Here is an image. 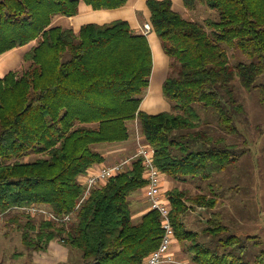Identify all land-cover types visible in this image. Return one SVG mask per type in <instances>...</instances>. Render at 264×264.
<instances>
[{"label": "trees", "instance_id": "1", "mask_svg": "<svg viewBox=\"0 0 264 264\" xmlns=\"http://www.w3.org/2000/svg\"><path fill=\"white\" fill-rule=\"evenodd\" d=\"M128 1L0 0V56L36 42L24 55L28 65L0 74V211L22 230L31 252L57 240L82 251L84 264H144L164 233L158 209L133 217L131 196L147 186L146 168L142 158L134 159L81 201L86 186L80 177L106 160L98 145L130 139L129 125L138 121L164 174L211 179L238 156L226 134L206 127L204 111L215 112L228 134L239 133L236 116L245 107L236 77L248 90L258 86L264 102V81L256 83L264 78V0H183L189 11L204 4L219 12L218 20H205L207 27L180 14L173 0H148L150 21L171 59L163 91L172 107L157 113L141 109L154 68L147 34L125 19L88 22L79 30L54 23L58 15H77L83 2L101 10ZM229 48L251 63L233 65ZM169 199L176 237L189 242L196 264H250L227 250L242 239L230 234L221 212L204 230L210 243L186 226L192 207L218 206L215 192L195 195L176 187ZM32 204L71 219L14 209ZM256 261L264 264V251Z\"/></svg>", "mask_w": 264, "mask_h": 264}, {"label": "rangeland", "instance_id": "2", "mask_svg": "<svg viewBox=\"0 0 264 264\" xmlns=\"http://www.w3.org/2000/svg\"><path fill=\"white\" fill-rule=\"evenodd\" d=\"M185 16L206 25L207 18L218 20L219 12L207 5L200 4L196 10H188ZM62 18L64 19L58 25L68 27L67 17ZM25 49V47L17 49L19 50L17 53L22 52L18 62L15 60L13 64L0 65V74H7L10 70L19 71L28 65L24 61ZM228 51L231 63L235 66L241 62L251 63L252 61L244 53L236 51L235 48H229ZM239 79L236 77L234 80L235 92L239 101L243 103L245 111L236 116V123L239 127L238 134L230 135L224 131L219 125V117L215 112L204 111L203 113L210 120L206 127L212 134L227 135L228 143L234 145L233 151L238 156V162L224 171L214 174L211 179L188 177L179 184L191 194L207 193L211 195L214 192L217 194L219 204L213 209V212H221L231 228L230 234L238 235L242 239L239 242H232L227 250L238 262L257 264L256 257L264 251V102L261 100L258 86L248 90ZM263 81L264 78L260 77L256 83L258 85ZM129 126L135 145L132 149L133 153L138 148L137 135L141 134L142 136L143 134L138 121L131 122ZM105 145L104 142L98 146L105 147ZM25 160H30V157H25ZM145 200L148 199L145 198ZM189 212V217L185 216V218L186 223L188 222L190 226L200 225L203 218L211 214V210L201 209L198 206L192 207ZM23 220L26 222L27 218ZM23 238L22 230L12 227V224L5 219L0 221V264H55L56 259L49 253L53 251L51 247H48L46 251L31 252L25 248ZM200 239L203 241L207 238ZM221 249L225 253H229L223 247ZM69 252L67 263L84 264L85 258L82 251L69 248Z\"/></svg>", "mask_w": 264, "mask_h": 264}, {"label": "crops", "instance_id": "3", "mask_svg": "<svg viewBox=\"0 0 264 264\" xmlns=\"http://www.w3.org/2000/svg\"><path fill=\"white\" fill-rule=\"evenodd\" d=\"M173 7L184 15L188 12L185 3L183 0H173ZM64 16L58 15L54 18V23L59 24V22L64 19ZM69 21V26H73L76 30H79L80 27L88 22H98V23H106L111 22L113 20L125 19L128 20L132 26L138 32H143V25L145 22L151 20V11L148 6V0H129L125 6L116 8V9H101L95 10L90 5L85 4L84 2L80 6V12L75 16H66ZM154 55V68L153 74L151 77V84L149 89L147 90V94L143 99L141 104V109L143 111H147L149 113H157L165 110H171V103L165 98L163 91V84L170 73L171 68V59L165 52L161 39L156 33L155 29L147 34ZM34 43H31L25 47V51L23 55L33 46ZM21 47L15 48L11 51L6 52L5 54L0 56V65L13 64L15 60L19 61V57L22 52L17 53V49ZM15 54L19 56H14ZM12 66V65H11ZM10 68V67H9ZM3 75V74H2ZM151 96L150 102H147V99ZM157 97V98H156ZM153 101V102H152ZM157 101V102H156ZM134 142L132 136L130 139L118 142V143H109L106 144L105 147L101 146L100 149L103 152L106 160L102 164H95L93 168H98L102 165H112L125 160L130 159L136 152L132 153V149L134 148ZM136 150V149H135ZM117 154V155H115ZM132 164V161L129 162L128 167ZM81 180L84 181L85 175H82ZM163 192L164 196L167 198V201L170 203V199L168 198L171 190L176 187L180 189L184 188L179 184L181 181L185 180H177L174 177H171L167 174L163 173ZM146 198L145 190L141 189L135 194L131 196L132 200V209H133V217L134 220H140L141 217L151 209L150 202ZM199 207V206H198ZM201 209H207L204 206H200ZM209 210V209H207ZM218 212V211H216ZM215 212V213H216ZM189 211L186 216L189 217ZM214 215L213 210H211V214H209L206 218H203V221L198 226H190L189 223H185L187 228L200 232L198 238H207L203 241L211 242V238H213L210 234L205 233L206 227L209 226V220ZM225 221V218L223 219ZM226 223V221H225ZM228 224V223H226ZM230 228V227H229ZM231 229V228H230ZM231 232V230H230ZM52 248L53 251L51 253L56 259L55 264H59L61 262H67L69 259V248L60 243L57 240H54L50 243L49 248ZM189 242H181L178 238H176L172 251L175 253L178 259L186 260L189 262L194 261L193 253L189 250ZM36 261V260H35Z\"/></svg>", "mask_w": 264, "mask_h": 264}, {"label": "built area", "instance_id": "4", "mask_svg": "<svg viewBox=\"0 0 264 264\" xmlns=\"http://www.w3.org/2000/svg\"><path fill=\"white\" fill-rule=\"evenodd\" d=\"M153 24L151 21H147L143 25V33L148 34L153 31ZM138 148L136 153L128 160L122 161L119 164L102 165L98 168H91L87 174L83 183L86 186L85 200L90 194L93 188L106 183L111 177L120 173L123 169L128 167L130 161L134 159L142 158L143 164L146 168V178L148 180L147 186L144 188L145 196L149 200L151 209H158L162 216V225L164 229L162 241L159 247L153 251L145 260L144 264H196L186 260L178 259L175 253L172 251L173 244L176 240V229L171 217V205L167 201L163 192V172L156 164V150L155 148L146 142L144 136L137 135ZM169 198V197H168ZM16 210H21L33 215L43 216L49 219H55L58 221H69L71 214L65 216H59L52 210L44 205H26L16 206ZM5 217V212L0 211V221Z\"/></svg>", "mask_w": 264, "mask_h": 264}, {"label": "bare ground", "instance_id": "5", "mask_svg": "<svg viewBox=\"0 0 264 264\" xmlns=\"http://www.w3.org/2000/svg\"><path fill=\"white\" fill-rule=\"evenodd\" d=\"M157 98V97H156ZM150 100H151V96L147 99V102L149 101L150 102ZM153 102V101H152ZM157 102V101H156Z\"/></svg>", "mask_w": 264, "mask_h": 264}]
</instances>
